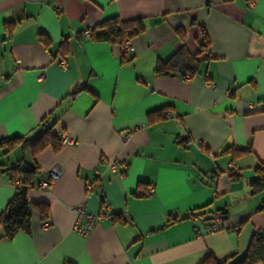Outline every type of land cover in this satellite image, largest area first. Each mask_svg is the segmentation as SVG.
Here are the masks:
<instances>
[{
	"label": "crops",
	"instance_id": "obj_1",
	"mask_svg": "<svg viewBox=\"0 0 264 264\" xmlns=\"http://www.w3.org/2000/svg\"><path fill=\"white\" fill-rule=\"evenodd\" d=\"M112 17L142 25L124 57L121 44L83 34ZM180 48L197 73L156 75ZM263 102L264 0H0V140L30 139L45 119L59 146L0 148V214L19 184L14 167L39 170L26 197L48 207L45 219L31 208L28 232L8 239L0 227V264L242 256L264 225V191L249 185L264 169ZM158 109L164 118L150 123ZM79 206L105 215L86 234L73 230ZM218 210L221 226L206 232Z\"/></svg>",
	"mask_w": 264,
	"mask_h": 264
},
{
	"label": "trees",
	"instance_id": "obj_2",
	"mask_svg": "<svg viewBox=\"0 0 264 264\" xmlns=\"http://www.w3.org/2000/svg\"><path fill=\"white\" fill-rule=\"evenodd\" d=\"M5 31L10 33L12 23H6L4 25ZM102 30H105L102 32ZM142 31V25L139 20L121 21L117 17H112L100 21L95 25L91 38L99 41L115 42L122 44L126 38L134 37L137 33ZM40 40L45 42V36L41 32L39 33ZM205 40V37H204ZM206 45V41L204 42ZM204 47V45H203ZM124 57V53H121ZM197 59L195 56L190 55L186 50L180 48L169 59L164 62H158L155 67L154 73L156 75H170L171 73H177L180 76L188 75L189 77L197 73ZM82 88L72 91L70 97L73 98L75 94ZM264 109V102H263ZM164 110L158 109L149 111L146 114L147 120L150 123L158 121L164 118ZM54 123L45 122L43 119L39 123L37 133L30 139H23L21 137H11L0 140V148L6 147L9 150L15 145L16 141L21 140L23 148H29L32 153H37L47 146H51L53 150L58 149V138L52 134L51 130ZM182 139L180 142H185ZM225 152L235 154H242V150H234L228 148ZM10 170L11 180H17L18 185L15 186L11 198L6 203L3 211L0 214V227L4 232V237L10 239L17 231L28 232L31 223L30 210L33 207L39 214L41 219H45L48 212L46 204L29 202L26 197V192L29 188L35 187L34 178L39 174V170L34 167L19 168ZM257 176L249 182L254 192L264 191V169H256ZM231 179H236L239 173L232 170L228 172ZM261 210L264 212V202L262 203ZM213 213H219L222 217L225 216L223 210H218ZM212 213V214H213ZM211 214V215H212ZM211 218V216H210ZM264 263V245L259 237H256L253 233L251 240L248 243L245 253L235 258V256H228L225 258H214L212 256H206L199 264H263Z\"/></svg>",
	"mask_w": 264,
	"mask_h": 264
},
{
	"label": "built area",
	"instance_id": "obj_3",
	"mask_svg": "<svg viewBox=\"0 0 264 264\" xmlns=\"http://www.w3.org/2000/svg\"><path fill=\"white\" fill-rule=\"evenodd\" d=\"M84 36L86 37H90L91 36V32L89 30H86L83 32ZM130 45H131V41L130 39H125L122 44H121V48H122V52L125 54L127 53L129 50H130ZM60 66L63 67V68H66V63L64 60H61L59 62ZM167 115H170L171 112L168 111L166 113ZM109 168L112 170V171H116V167H117V161L116 160H111L109 162ZM59 169L57 167L53 168L50 170L49 172V178L50 179H53L55 178L58 174H59ZM98 173V176L100 175L99 172ZM48 180H44L42 181V185L43 186H46L48 184ZM100 186V181H99V177H97L94 181H92L91 183L87 184V187H86V192L87 193H90L92 191H94L95 189H97L98 187ZM76 212H77V218L75 220V223L73 225V230H75L76 232L80 233V234H86L88 231L91 230V228L93 227V225L103 219V217L105 215L103 214H98V215H91V214H87L84 210H83V207L82 206H79L77 209H76ZM80 219H83V226H80L78 221ZM195 221L197 220L196 224H195V229H199L198 227V224H199V219L197 217H194L193 218ZM221 222H222V217L219 213H213L211 215V218L206 222L204 223L205 225V230L206 232H210V231H213L217 228H219L221 226ZM254 234L256 237H259L264 245V225L261 226V227H258L255 229L254 231Z\"/></svg>",
	"mask_w": 264,
	"mask_h": 264
}]
</instances>
